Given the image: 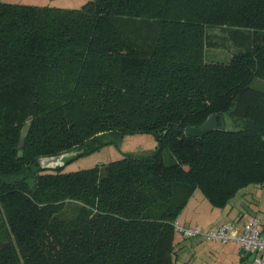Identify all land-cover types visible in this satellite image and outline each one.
I'll return each mask as SVG.
<instances>
[{
    "label": "trees",
    "instance_id": "trees-1",
    "mask_svg": "<svg viewBox=\"0 0 264 264\" xmlns=\"http://www.w3.org/2000/svg\"><path fill=\"white\" fill-rule=\"evenodd\" d=\"M219 48L228 61L205 60ZM256 79L264 0L0 1V264H175V227L197 190L224 210L264 188ZM211 115L224 130L184 134ZM136 134L155 138L154 154L74 172L36 164L73 153L66 165ZM67 204L74 216L62 219Z\"/></svg>",
    "mask_w": 264,
    "mask_h": 264
},
{
    "label": "rangeland",
    "instance_id": "rangeland-1",
    "mask_svg": "<svg viewBox=\"0 0 264 264\" xmlns=\"http://www.w3.org/2000/svg\"><path fill=\"white\" fill-rule=\"evenodd\" d=\"M23 2L38 1L41 5H47L53 8L62 9H77L86 4L89 0H22ZM2 2V1H1ZM49 3V5H48ZM210 35L220 40L223 33L219 30H208ZM230 58L229 51L223 48L208 49L206 61H222L226 62ZM253 87L256 89H264V81L256 79L253 82ZM157 143L155 138L150 134H136L124 137L116 144L105 145L93 152L80 156L69 161L64 167V172H74L79 170L89 169L101 164H108L112 161L121 159L124 155H131L136 158L148 157L156 151ZM163 161L166 165H171L175 162L174 157L169 150H164L162 153ZM246 195L235 197L231 205H241V210L245 215L253 214L264 221V188L249 187L245 190ZM248 193V194H247ZM188 207L181 212L178 221L185 227L199 228L200 235L205 234L214 225L219 223L218 216L220 210H211L209 203L202 197V194L197 190L194 196L190 199ZM243 206V207H242ZM244 208V209H243ZM74 204H67L66 209L60 217L62 219H70L74 216ZM250 215V216H253ZM247 219V217H246ZM263 223L260 227L263 232ZM5 229L0 227V242H3ZM194 238H182L179 233L176 234V239L181 240L183 246L179 253L175 264H255L253 257L248 256L247 260L241 258V253L238 245L234 242L226 244L222 242H213L205 239L202 235Z\"/></svg>",
    "mask_w": 264,
    "mask_h": 264
},
{
    "label": "built area",
    "instance_id": "built-area-1",
    "mask_svg": "<svg viewBox=\"0 0 264 264\" xmlns=\"http://www.w3.org/2000/svg\"><path fill=\"white\" fill-rule=\"evenodd\" d=\"M261 225L262 221L258 217H251L241 228L229 222L201 235L213 242L224 244L234 242L242 253L254 255L253 263L264 264V238L261 236ZM175 229L185 237L194 238L200 235L198 227L176 225Z\"/></svg>",
    "mask_w": 264,
    "mask_h": 264
},
{
    "label": "water",
    "instance_id": "water-1",
    "mask_svg": "<svg viewBox=\"0 0 264 264\" xmlns=\"http://www.w3.org/2000/svg\"><path fill=\"white\" fill-rule=\"evenodd\" d=\"M30 124H26L21 130L19 142H18V157L23 156L22 147L29 134ZM224 130L225 121L222 115H211L207 120L199 127H187L184 130V134L187 137L202 138L204 135L210 133L213 130ZM264 140V138H263ZM73 156V153H66L54 157H41L37 159L36 164L41 170H56L65 166L66 160Z\"/></svg>",
    "mask_w": 264,
    "mask_h": 264
},
{
    "label": "crops",
    "instance_id": "crops-1",
    "mask_svg": "<svg viewBox=\"0 0 264 264\" xmlns=\"http://www.w3.org/2000/svg\"><path fill=\"white\" fill-rule=\"evenodd\" d=\"M4 3H17V4H26V5H36V6H44V5H41L39 4L38 1H35V2H23L22 0H0ZM49 5V3H48ZM47 6V5H45ZM191 201V200H189ZM189 201L187 203V205L185 206V208L183 209V211L188 207L189 205ZM244 209V208H243ZM211 210H216V209H211ZM243 210H241V205H238V204H235L233 205L232 207H227L225 208L224 210H220L219 212V223H217L216 225L213 226V228H211L210 230H214L216 229L217 227H219L220 225L222 224H225V223H233L235 224V226L237 228H241L247 221H249V219L253 216H250V215H245L244 213L243 214H240ZM254 216H257L256 214ZM247 217V219H246ZM179 222V221H178ZM263 223V226H264V221H262ZM182 225V224H180ZM192 227V226H190ZM197 227V226H195ZM261 236L262 238H264V229H263V232L261 233ZM240 253L242 254L241 255V258L244 260L246 259L247 260V257L250 255V254H244L240 251ZM254 258V255H250Z\"/></svg>",
    "mask_w": 264,
    "mask_h": 264
}]
</instances>
